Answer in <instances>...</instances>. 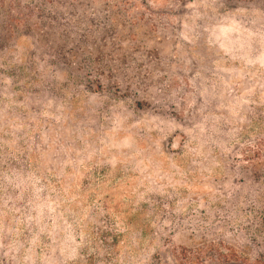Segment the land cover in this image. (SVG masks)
Returning a JSON list of instances; mask_svg holds the SVG:
<instances>
[{
  "label": "rangeland",
  "instance_id": "1",
  "mask_svg": "<svg viewBox=\"0 0 264 264\" xmlns=\"http://www.w3.org/2000/svg\"><path fill=\"white\" fill-rule=\"evenodd\" d=\"M0 264H264V0H0Z\"/></svg>",
  "mask_w": 264,
  "mask_h": 264
}]
</instances>
